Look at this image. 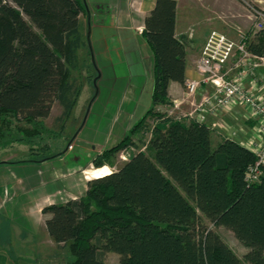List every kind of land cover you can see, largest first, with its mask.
<instances>
[{
    "label": "trees",
    "instance_id": "trees-1",
    "mask_svg": "<svg viewBox=\"0 0 264 264\" xmlns=\"http://www.w3.org/2000/svg\"><path fill=\"white\" fill-rule=\"evenodd\" d=\"M175 3L154 0L143 19L152 106L169 102L171 81L185 80L186 41L175 35ZM82 11L80 0H0V148L21 140L10 129L41 132L40 120L56 102L62 110L57 120L71 114L80 86L70 72L85 45ZM247 47L264 55V30ZM153 115L162 117L148 109L117 144L95 155L93 166L110 165ZM163 121L153 127L150 154L136 151L116 170L87 180L80 198L42 207L54 244L68 243L70 264H106V252L118 255L117 264H264V174L254 183L244 179L255 155L227 137L212 148L204 123ZM200 214L246 246L244 258L205 227Z\"/></svg>",
    "mask_w": 264,
    "mask_h": 264
},
{
    "label": "crops",
    "instance_id": "crops-1",
    "mask_svg": "<svg viewBox=\"0 0 264 264\" xmlns=\"http://www.w3.org/2000/svg\"><path fill=\"white\" fill-rule=\"evenodd\" d=\"M93 1L95 0H92V3H94ZM102 1H104L103 4L99 6L102 7L104 13L98 17L93 15L95 19L90 25L94 26L96 31L101 26L112 30L116 49H110L104 40L97 43L99 45L98 56L100 57L98 60L95 59V66L99 71V76L96 78L98 80V92L91 105L94 107L97 102H100L101 86L106 91L105 94H108L107 103L98 104L99 107L95 110L94 118L89 119L92 114L87 115L82 127L76 131L74 138L70 139L73 149L67 150L66 145L62 151L53 156L29 160L32 169L23 177H17L15 180L0 179V188L15 186V190H17L18 187L16 186H19L18 198L14 199L16 203L11 208L17 209V213L26 220L24 231L33 235H35L36 226L41 224V221L44 232H46L44 221L49 215L42 214L37 207L39 205L41 207L46 206L43 203L44 194L49 195L57 190L65 189L67 193L76 195L85 191L87 180L109 173L110 171L103 172L102 169V173L83 177V173H79V169L86 163L91 164L94 155L121 138L143 116L151 103L152 56L146 43H144L141 30L143 19L153 8L154 0H137L139 1L138 12L129 6L131 0ZM226 1L228 0H175V35L184 36L186 41L185 79L197 78L194 63L200 55L199 52L206 38V33L211 31L212 27L223 30L226 35L229 32L231 35L232 28L243 29L242 10L237 9L234 3L228 4ZM138 28L141 30L137 31ZM121 30L125 34L121 36L119 33L120 36H117V32ZM230 35L227 36L230 37ZM235 38L237 36L233 39ZM129 47L132 49L128 50ZM129 57L134 58V61L130 63L127 60ZM134 64L136 66L133 68ZM131 69L134 70V75L136 73L140 78L139 81L132 80ZM259 71L264 74V68ZM128 74L131 76H127ZM166 91H168V105L171 108H189L188 101L190 100H187L184 95L183 84L171 81ZM110 104L112 107L108 110L107 107ZM221 115L226 116V122L230 124L233 122L242 123L237 124L239 126L236 127L234 136L230 138L245 147L250 140L253 121L248 119L244 108L236 106ZM221 115L208 118V122L222 121L225 125ZM85 129L88 130L87 133H84ZM210 131H213L209 138L213 148L221 140V137H218L215 130L211 129ZM10 161L1 160L3 166L0 168L3 170L10 168ZM91 171L93 170H88V173ZM1 198L0 194V203L2 202ZM45 234L46 238L54 244L48 233ZM33 245L36 249V244Z\"/></svg>",
    "mask_w": 264,
    "mask_h": 264
},
{
    "label": "rangeland",
    "instance_id": "rangeland-1",
    "mask_svg": "<svg viewBox=\"0 0 264 264\" xmlns=\"http://www.w3.org/2000/svg\"><path fill=\"white\" fill-rule=\"evenodd\" d=\"M93 2L94 3H92V0H80V3L83 7V11L79 20L81 31L80 33L82 34V39L85 45H83L78 50V64L76 68H74V70L71 69L70 72L71 78H73L75 82L79 83L80 86V90L79 93H77L76 102L71 114L67 119H64L63 122L57 120L62 110L56 102L51 107L49 116L43 120H40L43 126V130L38 134H28L26 136L19 131L15 130L14 132L13 129H10L9 132L12 131L17 135V138H21V140H14L9 145L4 146V148H0V166H3L1 160H11L10 168H6L4 170L3 168H0V179L9 178L15 180L17 177H23L30 173V169H32V167L30 166L31 161L29 160H38L45 156H53L59 151H62L66 145L67 150L73 149V144H71L70 139H73L76 131L82 127L87 115L89 116L92 114L91 118L89 119L94 118L95 110H97V108L99 107L98 104H104V102L107 101L106 97L108 94H105L106 91H104L101 86L100 102H97L94 107L91 105L93 99L96 96V93L98 92V80H96V78L99 76V71H97L96 69L95 59L98 60V58L100 57L98 56L99 45L97 43L104 40L106 44L110 46V49L112 48L113 50L116 49V44L112 30H109L107 27L101 26L99 27V30L97 29L96 31V29L93 28L94 26L90 25L93 22V19H95L93 15L98 17L100 14L103 15L104 13L102 7L99 6L102 5L104 1L95 0ZM226 2L228 4H231L232 2L237 9L242 10L241 14H243L244 19L243 29L237 27L232 28L231 35L230 32H227V35H230V37H232L233 39L239 32H243L244 37L246 36L248 39L251 37H255L254 35L251 36L252 18L250 14L251 10L249 7H256L258 9L264 10V0H228ZM138 3L139 1L137 0H131L129 2V6L132 8V10L138 12ZM211 15L214 16V14ZM140 30V28L137 29V31ZM212 30L224 33L223 30H220L216 27H212ZM119 33H121V36L125 34V32L121 30L120 32H117V36H120ZM206 34H208V32ZM131 49L132 47H129L128 50ZM127 60L131 63L134 61V58L129 57ZM135 66L136 65L134 64L133 68ZM131 73L133 75L132 80H134L135 82L139 81L140 78L136 75V73L134 75L133 69H131ZM127 76H131V74H128ZM110 107H112L111 104L108 105L107 109L109 110ZM151 107H153V111L155 113H159V115L162 117L157 118V116L155 115L147 117L143 123V128L132 135L131 139L134 143L133 145H129L115 153L110 165L105 164L98 170H96V172L91 174L88 173V170L96 169L91 161V164L88 163V165L86 163L85 165H83V167H80L79 173H83V177H87L88 175L91 176L93 174L97 175L98 173H102V169L103 172L113 171L116 170L118 166L122 165L132 155V153H135L136 151L141 150L145 154H150L147 144L152 135L153 127L156 124L162 126L165 122L163 121V119L174 118L175 116L189 109L187 107L181 109L171 108L168 103L158 104L154 106H152V104L150 103L148 109H150ZM221 118H223L222 120H224L225 125L228 124L227 127L230 133L224 134L219 130H215L216 133H218V137L220 138L225 136H234L236 127L238 128L239 126L237 124L242 123L233 122L232 124H230L226 122V116L221 115ZM138 120L135 123H137ZM12 125H17L19 127L32 126V124H29L27 122H12ZM12 125L11 128H14V126ZM87 131L88 130L85 129L84 133H87ZM128 131L129 130H127L126 133ZM212 133L213 131H210V135H212ZM123 136L115 141V143L109 144L108 148L117 144L118 141L123 138ZM68 145H71V148H68ZM102 151L100 152L101 154ZM94 158L95 155L92 160ZM174 184L176 185V183ZM16 187H18L17 190H15V186H3L0 188V194L2 197V202L0 203V264H70L74 257L70 253L68 243L65 244L62 248H58L56 244H52V242H50V240L46 238V232H44L42 221L41 224L36 226L34 233L35 235L24 231V228H26V226H24L26 220H24V218H22L19 213H17V209L11 208L16 203L15 200L16 198H18L17 194H19L20 190L19 186ZM25 192H27V190H25ZM83 194V192L76 195L70 194L67 193L65 189H60L49 195L44 194L43 203L46 206L53 203H63L66 199L71 200L75 197V199H78ZM37 207L38 211L40 212L42 207L40 205ZM200 218L203 225L215 231L219 235L218 237H220L239 258H244V253L248 250V248H246V246H244L234 236H232L233 234L227 228L223 226L212 225V223L201 214ZM32 237L34 238L33 240L31 239ZM33 244H36V249H34ZM102 258L106 264L118 263V255L113 252L103 253ZM245 264L249 263L245 262Z\"/></svg>",
    "mask_w": 264,
    "mask_h": 264
},
{
    "label": "built area",
    "instance_id": "built-area-1",
    "mask_svg": "<svg viewBox=\"0 0 264 264\" xmlns=\"http://www.w3.org/2000/svg\"><path fill=\"white\" fill-rule=\"evenodd\" d=\"M249 8L251 36H255L264 30V10ZM243 34L239 32L237 38L232 39L220 31L208 32L194 63L197 78L183 82L184 95L190 100L189 109L174 119L204 123L210 130L229 134L222 121L210 123L208 118L217 117L236 106L243 107L248 119L253 121L250 140L245 147L255 155V162L247 167L244 179L247 183H254L264 174V74L259 71L264 68V55L249 51L248 38Z\"/></svg>",
    "mask_w": 264,
    "mask_h": 264
}]
</instances>
